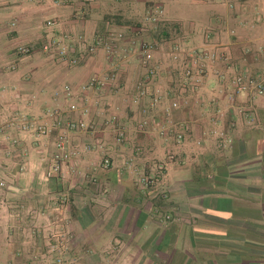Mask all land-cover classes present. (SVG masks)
Segmentation results:
<instances>
[{
  "label": "crops",
  "instance_id": "0c3cea01",
  "mask_svg": "<svg viewBox=\"0 0 264 264\" xmlns=\"http://www.w3.org/2000/svg\"><path fill=\"white\" fill-rule=\"evenodd\" d=\"M183 49L222 56L196 81ZM242 71L264 75V0H0V264H264V96L234 91ZM58 118L86 127L47 178Z\"/></svg>",
  "mask_w": 264,
  "mask_h": 264
},
{
  "label": "built area",
  "instance_id": "2783aa9c",
  "mask_svg": "<svg viewBox=\"0 0 264 264\" xmlns=\"http://www.w3.org/2000/svg\"><path fill=\"white\" fill-rule=\"evenodd\" d=\"M152 20H157L156 17H152ZM57 22L54 19H47L45 21V25L48 28L53 27ZM122 35L116 34V38H120ZM99 42L102 43L104 48L110 52L112 50V45L108 41V37H104L99 39ZM139 47L142 51H147L152 48V46L147 42H140ZM43 49L46 52H55L58 54L60 59L67 60L71 65H76L80 61L79 55L69 56V52L72 51L74 46H70L66 44L62 39L53 40L51 38L46 39L43 42ZM92 50V49H90ZM22 51L27 52L28 48H23ZM222 54L216 51H208L203 50L201 52H196L194 49H187L179 51L178 54L174 55V59L181 61V70L183 76L186 79H193L198 81L201 78L202 73H204L208 67L213 66V64L220 59ZM231 85L234 88L236 93L246 94L247 96L254 97V96H264V75H255L248 72H236L231 77ZM66 91H70L69 87H66ZM71 108H75L74 105L70 106ZM31 127L29 123H23L21 128L23 130H28ZM86 127V123L83 120H74V119H66L61 120L57 119L55 122L54 128L57 130L56 138L54 142L55 150L52 155V164L50 168L47 170L45 177H51L55 175L60 169L62 164L70 158L71 151L69 149L68 144V136L67 131L70 130H77V129H84ZM168 127H162L159 131L160 134L165 135L167 134ZM34 130H40L42 133H46L49 131L46 126H35ZM115 141L121 144L124 141L125 134L122 128H117L115 131ZM183 135L181 132L175 133V139L177 141L181 140ZM174 159V153H169L167 155V160L172 161ZM111 161L109 157H104L102 159L101 165L107 168L110 165ZM133 166V165H132ZM136 170L135 167H133ZM163 168L160 165V169ZM161 171V170H160ZM160 173V172H159ZM156 176L147 175L146 173L140 174V181L144 184L154 185L156 183ZM60 263H66L61 255L57 259Z\"/></svg>",
  "mask_w": 264,
  "mask_h": 264
},
{
  "label": "rangeland",
  "instance_id": "374dc122",
  "mask_svg": "<svg viewBox=\"0 0 264 264\" xmlns=\"http://www.w3.org/2000/svg\"><path fill=\"white\" fill-rule=\"evenodd\" d=\"M182 6H181V11H183L184 13L185 12H188V9H187V7L184 5V4H181ZM230 12V11H229ZM228 28H231V26L230 27H228ZM228 28L227 29H223V31H226V30H228ZM162 29H163V26H160L157 30L155 29H153V31H154V33L153 34H158V36L160 37L161 36V32H162ZM163 33V32H162ZM156 34V35H157Z\"/></svg>",
  "mask_w": 264,
  "mask_h": 264
},
{
  "label": "trees",
  "instance_id": "16d2710c",
  "mask_svg": "<svg viewBox=\"0 0 264 264\" xmlns=\"http://www.w3.org/2000/svg\"><path fill=\"white\" fill-rule=\"evenodd\" d=\"M167 26H163L162 32H165Z\"/></svg>",
  "mask_w": 264,
  "mask_h": 264
}]
</instances>
